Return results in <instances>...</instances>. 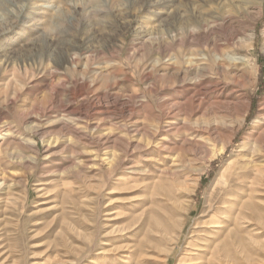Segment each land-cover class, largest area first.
Returning <instances> with one entry per match:
<instances>
[{"label": "rangeland", "instance_id": "374dc122", "mask_svg": "<svg viewBox=\"0 0 264 264\" xmlns=\"http://www.w3.org/2000/svg\"><path fill=\"white\" fill-rule=\"evenodd\" d=\"M263 116L264 0H0V264H264Z\"/></svg>", "mask_w": 264, "mask_h": 264}, {"label": "bare ground", "instance_id": "6f19581e", "mask_svg": "<svg viewBox=\"0 0 264 264\" xmlns=\"http://www.w3.org/2000/svg\"><path fill=\"white\" fill-rule=\"evenodd\" d=\"M194 21L196 22L197 20H195L194 19ZM215 51V50H214ZM188 53V52H187ZM184 54L183 53V51H180V52H178L174 57H171L169 60H170V64H173V65H175V66H177V69L178 70H184L185 72H186V74L187 75H189L194 69H198V70H201V68H205V65L206 64H208V63H213V64H217V63H220L222 60H223V56L221 55V54H219V53H217V52H209V53H204V54H194V53H191V54ZM232 58V57H231ZM225 59V58H224ZM228 59V58H227ZM167 61V59H165V56H163V55H161L160 57H158V66L159 67H164V63ZM203 63V64H202ZM169 65V64H168ZM204 70V69H203ZM192 76V75H191ZM195 79H197V78H195ZM201 80V79H200ZM198 81V80H197ZM196 81V82H197ZM213 81V80H212ZM210 82V81H209ZM199 83L202 85V84H204L203 82H200L199 81ZM192 84V83H191ZM198 85V84H197ZM203 86V85H202ZM201 86V87H202ZM200 87V86H199ZM197 87H195V86H191V85H188L187 87H185V89L184 90H177V93H180V94H183V92H191L192 94H191V99H195L196 97H198V95H199V93H198V91L197 90H195ZM205 88V87H204ZM210 88V87H209ZM199 89H201V88H199ZM203 90V89H202ZM201 90V91H202ZM200 91V92H201ZM204 92V91H203ZM203 95H204V93H203ZM193 103H194V101H193ZM196 103V102H195ZM169 106V105H168ZM181 108V107H180ZM182 110V109H181ZM180 110V111H181ZM183 112V111H182ZM261 115V114H260ZM263 115V114H262ZM261 115V116H262ZM261 116H259V117H261ZM264 117V116H263ZM169 126H172V122L169 124ZM173 127V126H172ZM175 128H177V127H175ZM174 129V128H173ZM167 130V129H166ZM169 131V130H168ZM172 131V130H171ZM158 132V131H157ZM156 133V132H155ZM154 134V133H153ZM157 135V134H156ZM166 138V137H165ZM169 138V137H168ZM166 139H163L162 141H159L158 143H161L162 144V146H164V147H166L167 148V146H166V144H165V141ZM205 140V139H204ZM248 140V139H247ZM251 142V141H250ZM156 144H157V142H156ZM245 144H247V143H245ZM160 145V144H159ZM250 145H251V143H250ZM159 147V146H158ZM171 147V146H170ZM225 149V145L224 146H221L220 148H218L217 150H215L214 151V153H213V155L210 157V159L209 160H211V159H213L214 157H216V155L218 154V153H222V151ZM251 149V148H250ZM166 150V149H165ZM168 150V149H167ZM255 150V149H254ZM249 152V151H248ZM251 153V152H250ZM254 154V153H253ZM259 155V154H258ZM263 156V155H262ZM254 156L253 155H251V156H247L246 158H245V160L243 161V162H235L234 160H232V159H230V160H228L225 164H224V166L221 168V170H220V172H219V174H218V176H217V178H216V181L217 182H220V183H222L223 185H226V186H229L228 184H230L231 182H232V180H233V178H234V176H236L237 174H238V171H240L241 170V168H247V167H249V166H253L254 168H259V166L260 165H258V162H257V160H260L261 158L259 157V159H254L253 158ZM257 157V158H258ZM244 159V158H243ZM261 162V161H260ZM263 163V162H262ZM252 167V168H253ZM146 170V169H145ZM260 170V169H259ZM147 171V170H146ZM163 171V170H162ZM260 172V171H259ZM261 172H263L262 170H261ZM248 173V172H247ZM240 174H242V172L240 173ZM245 174V173H244ZM249 176H251V173L250 174H248ZM248 175H246V176H248ZM9 176L10 175H8L5 171H2V172H0V190H2V189H4L5 188V186L7 185V182L9 181ZM254 176V175H253ZM244 178V177H243ZM241 180H242V177H241ZM237 181V180H236ZM234 182V181H233ZM244 182V181H243ZM249 182V181H248ZM236 183V182H235ZM238 183V182H237ZM237 183L235 184V185H237ZM239 184V183H238ZM245 184V183H244ZM250 184V183H249ZM233 186V185H232ZM231 186V187H232ZM239 186V185H238ZM235 187V186H234ZM237 187V186H236ZM226 188V187H225ZM227 188H230V187H227ZM234 189V188H233ZM233 189H231V190H233ZM228 190V189H227ZM226 190V191H227ZM225 191V190H224ZM225 191V192H226ZM228 193V192H227ZM230 193V192H229ZM225 194V193H224ZM223 196V195H222ZM226 196V195H225ZM228 196V195H227ZM224 197H223V200L222 201H224ZM144 201V200H143ZM146 201V200H145ZM228 201V200H227ZM230 201V200H229ZM223 203V202H222ZM237 204V203H236ZM142 205H144V204H142ZM224 205V204H223ZM244 205V204H243ZM242 205V206H243ZM221 206V205H220ZM137 207V206H136ZM217 207V206H216ZM246 207V206H245ZM224 208V207H223ZM227 208V207H226ZM253 208V207H252ZM228 209H231V208H228ZM243 209H245V208H243ZM220 210H222V209H220ZM224 210V209H223ZM231 211V210H230ZM233 211V210H232ZM236 211V210H235ZM146 212V211H145ZM228 212V211H227ZM232 213H234V212H232ZM236 213V212H235ZM235 213H234V216H235ZM243 214H245V213H243ZM229 215V214H228ZM236 215H237V213H236ZM240 215H242V214H240ZM240 215H237V216H240ZM233 216V215H232ZM243 216V215H242ZM242 216H240V217H242ZM243 218H244V216H243ZM236 219L238 220V218L236 217ZM221 220V219H220ZM240 220V219H239ZM243 220V219H242ZM235 222H236V220H235ZM220 223V222H219ZM213 224H215V223H213ZM207 225V224H206ZM217 226V225H216ZM220 226V225H219ZM212 227V226H211ZM202 228V227H201ZM214 228V227H213ZM206 229V228H205ZM222 229V228H221ZM228 229V228H227ZM202 230H204L203 228H202ZM208 230V229H207ZM223 230V229H222ZM222 230H218L217 232H219V233H221V231ZM200 232V231H199ZM212 232V231H211ZM230 232V231H229ZM203 233V232H202ZM218 233V234H219ZM232 233V232H231ZM206 234V233H205ZM217 234V235H218ZM203 235V234H202ZM207 235V234H206ZM210 235H212V233L210 234ZM214 236V235H213ZM224 236H226V235H224ZM223 236V237H224ZM222 237V236H221ZM229 236H227V238H228ZM200 238V237H199ZM199 238H197V239H199ZM205 238V237H204ZM208 238H210V237H208ZM216 238H217V236H216ZM173 239H175V238H173ZM201 239V238H200ZM207 239V238H206ZM219 239V238H218ZM223 239V238H222ZM201 240H203V239H201ZM220 240V239H219ZM222 241V240H221ZM200 242V241H199ZM209 242H212V240L210 241L209 240ZM214 242V241H213ZM218 242V241H217ZM167 243V242H166ZM152 244V243H151ZM199 244V243H198ZM213 244H215V243H213ZM220 244H221V242H220ZM216 245V244H215ZM152 246V245H151ZM214 246V245H213ZM198 247H200L199 248V252L197 253L198 254V256H199V259H201V261L198 263V264H214V260H213V258H208V260H207V255L210 253V251H209V248L211 247V243H206V241L205 242H203V245H198ZM198 247L196 248V249H198ZM219 248V247H218ZM215 249H217V247L216 246H214V249H213V252H212V254L214 255V251H215ZM168 250V249H167ZM194 250V249H193ZM218 251V250H217ZM216 252V251H215ZM217 254V253H216ZM211 255V254H210ZM209 255V256H210ZM213 255H211V256H213ZM219 255V254H218ZM193 256V255H192ZM196 256V255H195ZM194 256V257H195ZM221 257V256H220ZM187 258H188V256H187ZM193 259V258H192ZM196 259V258H195ZM194 259V260H195ZM187 260H189V259H187ZM218 260H219V258H218ZM198 260H196V262H197ZM216 261V260H215ZM218 262V261H217Z\"/></svg>", "mask_w": 264, "mask_h": 264}]
</instances>
